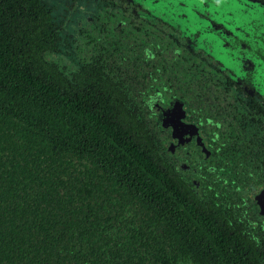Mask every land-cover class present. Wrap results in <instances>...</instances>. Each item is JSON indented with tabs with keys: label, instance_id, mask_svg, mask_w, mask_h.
<instances>
[{
	"label": "trees",
	"instance_id": "1",
	"mask_svg": "<svg viewBox=\"0 0 264 264\" xmlns=\"http://www.w3.org/2000/svg\"><path fill=\"white\" fill-rule=\"evenodd\" d=\"M61 31L43 0H0V264H264L245 173H226L233 197H201L97 39L75 72L54 59Z\"/></svg>",
	"mask_w": 264,
	"mask_h": 264
},
{
	"label": "flooded vegetation",
	"instance_id": "2",
	"mask_svg": "<svg viewBox=\"0 0 264 264\" xmlns=\"http://www.w3.org/2000/svg\"><path fill=\"white\" fill-rule=\"evenodd\" d=\"M87 2L84 44L111 58L175 173L215 200L233 197L226 173H245L247 234L264 253V0ZM78 50L73 72L93 59Z\"/></svg>",
	"mask_w": 264,
	"mask_h": 264
},
{
	"label": "rangeland",
	"instance_id": "3",
	"mask_svg": "<svg viewBox=\"0 0 264 264\" xmlns=\"http://www.w3.org/2000/svg\"><path fill=\"white\" fill-rule=\"evenodd\" d=\"M52 9L53 16L56 18V23L61 24V51L54 57L55 60L59 61L62 65L68 69L78 68L79 61V46L84 42L83 34L86 29L82 28L85 25L87 19V11L85 7L87 5L92 6V3L87 2L88 0L79 1L74 7H71L72 0H43ZM191 176V175H190ZM209 180L203 182L205 185L207 182L212 184L214 175L212 177L206 176ZM191 180V179H190ZM213 189V188H211ZM218 192H221L217 188ZM243 193L238 195L234 194V197H242ZM243 217V216H242ZM241 220V219H240ZM243 225L245 223L244 217L241 220Z\"/></svg>",
	"mask_w": 264,
	"mask_h": 264
},
{
	"label": "water",
	"instance_id": "4",
	"mask_svg": "<svg viewBox=\"0 0 264 264\" xmlns=\"http://www.w3.org/2000/svg\"><path fill=\"white\" fill-rule=\"evenodd\" d=\"M165 124V123H164Z\"/></svg>",
	"mask_w": 264,
	"mask_h": 264
}]
</instances>
